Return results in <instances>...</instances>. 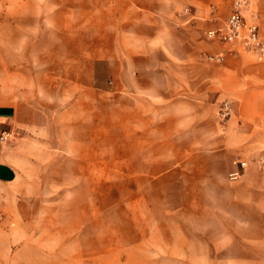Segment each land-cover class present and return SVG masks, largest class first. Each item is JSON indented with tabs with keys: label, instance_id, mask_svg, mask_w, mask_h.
<instances>
[{
	"label": "crops",
	"instance_id": "obj_1",
	"mask_svg": "<svg viewBox=\"0 0 264 264\" xmlns=\"http://www.w3.org/2000/svg\"><path fill=\"white\" fill-rule=\"evenodd\" d=\"M56 1L21 0L11 10L51 30L60 29L62 15L66 29L85 31L88 72L70 78L75 91L69 90L67 105L40 106L27 94L0 102V202L19 208L49 191L97 190L107 174L102 136L115 110L117 125L129 129L132 158L145 169L138 174L154 180L189 168L211 174L222 160L227 175L239 169L237 159L248 161L239 202L245 230L232 244L242 249L245 264H264V57L206 37L229 16L234 0H99L98 12L84 9L81 18L76 8ZM246 15L258 19L264 42V0H251ZM95 30L98 36L88 37ZM225 101L232 114L222 120ZM71 134L79 151L67 150L64 137ZM67 163L71 180L63 172ZM187 247L177 252L188 253Z\"/></svg>",
	"mask_w": 264,
	"mask_h": 264
},
{
	"label": "rangeland",
	"instance_id": "obj_2",
	"mask_svg": "<svg viewBox=\"0 0 264 264\" xmlns=\"http://www.w3.org/2000/svg\"><path fill=\"white\" fill-rule=\"evenodd\" d=\"M98 1L58 0L61 7L76 8L77 18L84 9L97 13ZM20 2L0 0V102L27 94L40 106L67 105L69 90L75 91L70 78L88 72L85 31L76 25L66 29L62 15L59 30L46 29L11 10ZM29 5L35 7L34 1ZM250 8L248 0L246 18L259 24L247 17ZM92 33L99 32L89 31L88 37ZM106 130L101 147L107 151V174L95 183L97 190L49 191L19 208L0 202V264H245L242 249L232 244L245 230L241 176L223 173L226 162L220 160L211 174L189 168L187 174L154 180L138 174L145 169L132 158L129 129L117 125L115 110ZM64 139L68 151L82 148L75 135ZM90 161L95 166L97 160ZM72 167L67 163L63 171L69 180ZM183 232L188 239H181ZM183 243L188 253L179 254Z\"/></svg>",
	"mask_w": 264,
	"mask_h": 264
},
{
	"label": "built area",
	"instance_id": "obj_3",
	"mask_svg": "<svg viewBox=\"0 0 264 264\" xmlns=\"http://www.w3.org/2000/svg\"><path fill=\"white\" fill-rule=\"evenodd\" d=\"M248 0H234L229 16L221 23L206 30V37L215 42L240 45L243 49L256 52L258 57H264V42L260 33V25L255 20H248L244 9ZM211 60H221V56H210ZM232 114L231 104L228 101L222 103L220 107V116L226 120ZM7 136L9 134H6ZM4 139V135L1 137ZM264 163V155L260 158ZM239 169L231 174L233 179H237L248 167V161L239 160L237 162Z\"/></svg>",
	"mask_w": 264,
	"mask_h": 264
}]
</instances>
